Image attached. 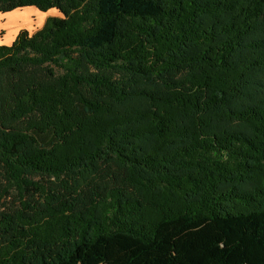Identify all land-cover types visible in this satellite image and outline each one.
<instances>
[{
    "label": "trees",
    "instance_id": "obj_1",
    "mask_svg": "<svg viewBox=\"0 0 264 264\" xmlns=\"http://www.w3.org/2000/svg\"><path fill=\"white\" fill-rule=\"evenodd\" d=\"M26 7L58 14L0 44V264H264V0Z\"/></svg>",
    "mask_w": 264,
    "mask_h": 264
},
{
    "label": "rangeland",
    "instance_id": "obj_2",
    "mask_svg": "<svg viewBox=\"0 0 264 264\" xmlns=\"http://www.w3.org/2000/svg\"><path fill=\"white\" fill-rule=\"evenodd\" d=\"M57 14L58 12L54 9L41 12L33 7L21 8L7 14L0 13V44L11 43L19 28H25L32 32L41 26L47 16Z\"/></svg>",
    "mask_w": 264,
    "mask_h": 264
},
{
    "label": "bare ground",
    "instance_id": "obj_3",
    "mask_svg": "<svg viewBox=\"0 0 264 264\" xmlns=\"http://www.w3.org/2000/svg\"><path fill=\"white\" fill-rule=\"evenodd\" d=\"M13 18V17H12ZM16 19V18H15ZM13 23H15V22H13Z\"/></svg>",
    "mask_w": 264,
    "mask_h": 264
},
{
    "label": "crops",
    "instance_id": "obj_4",
    "mask_svg": "<svg viewBox=\"0 0 264 264\" xmlns=\"http://www.w3.org/2000/svg\"><path fill=\"white\" fill-rule=\"evenodd\" d=\"M18 31V30H17Z\"/></svg>",
    "mask_w": 264,
    "mask_h": 264
}]
</instances>
